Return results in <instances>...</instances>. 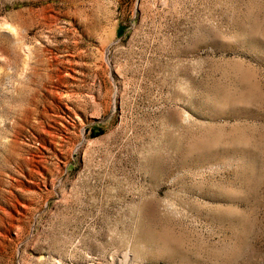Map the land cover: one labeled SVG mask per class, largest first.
Instances as JSON below:
<instances>
[{
    "label": "rangeland",
    "instance_id": "obj_1",
    "mask_svg": "<svg viewBox=\"0 0 264 264\" xmlns=\"http://www.w3.org/2000/svg\"><path fill=\"white\" fill-rule=\"evenodd\" d=\"M0 264H264V0H0Z\"/></svg>",
    "mask_w": 264,
    "mask_h": 264
}]
</instances>
